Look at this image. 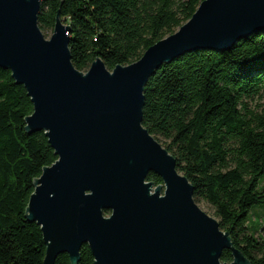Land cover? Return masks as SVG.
Segmentation results:
<instances>
[{"label":"water","instance_id":"obj_1","mask_svg":"<svg viewBox=\"0 0 264 264\" xmlns=\"http://www.w3.org/2000/svg\"><path fill=\"white\" fill-rule=\"evenodd\" d=\"M40 6L0 0V67L33 104L26 129L44 131L57 156L35 179L26 208L42 231L43 264L60 253L76 263L83 244L94 264H250L194 200L176 159L142 126L143 87L185 52L225 50L263 30L264 0H202L138 60L109 70L97 57L85 72L71 62L70 28L58 16L44 36ZM151 172L162 185L147 180ZM226 249L229 263L220 260Z\"/></svg>","mask_w":264,"mask_h":264},{"label":"trees","instance_id":"obj_2","mask_svg":"<svg viewBox=\"0 0 264 264\" xmlns=\"http://www.w3.org/2000/svg\"><path fill=\"white\" fill-rule=\"evenodd\" d=\"M202 0H41L37 23L69 26L73 66L99 57L107 69L128 65L190 19ZM142 126L176 159V168L250 264H264V29L225 50L197 49L164 63L143 87ZM33 104L8 69L0 67V264H43L40 226L26 217L34 181L57 156L44 131H28ZM162 185L153 172L147 176ZM109 212L105 211L107 215ZM220 260L231 262L229 249ZM94 264L88 244L71 263Z\"/></svg>","mask_w":264,"mask_h":264},{"label":"rangeland","instance_id":"obj_3","mask_svg":"<svg viewBox=\"0 0 264 264\" xmlns=\"http://www.w3.org/2000/svg\"><path fill=\"white\" fill-rule=\"evenodd\" d=\"M44 34V36L46 38H49L52 34V31H45V32H42ZM261 102H264V98L261 100ZM264 185V178L260 179L259 183H258V189H261ZM154 189V187H153ZM199 206L204 210L206 211L209 215L213 216L211 211L201 202L199 203ZM256 208H253L252 211H251V215L249 217V220H250V226H252V228H255L257 227L258 228V232L257 234L260 232V228L261 227H264V213H261V217H257L254 215L255 213V210Z\"/></svg>","mask_w":264,"mask_h":264}]
</instances>
